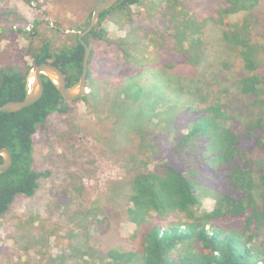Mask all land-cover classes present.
<instances>
[{
  "label": "trees",
  "instance_id": "16d2710c",
  "mask_svg": "<svg viewBox=\"0 0 264 264\" xmlns=\"http://www.w3.org/2000/svg\"><path fill=\"white\" fill-rule=\"evenodd\" d=\"M163 1L120 0L101 15L97 26L84 37L91 50L87 84L90 81L92 89L89 96L82 98L85 104L103 99L94 87L102 75L129 74L126 77L136 76L141 82L147 67H156L152 53L149 56L146 53L144 58L140 56L148 49L149 34L142 35L134 44L129 38L119 40L129 45L130 52L123 54L128 65L122 68L110 64L108 74L98 68L101 58L94 47L96 43H109L122 49L124 43L117 44L110 39V35L115 34L109 32L106 24L117 22L118 16L132 20L133 7L140 11L147 9L153 15ZM166 1L165 11L169 12L173 23V32L166 40L173 45L167 49L162 42L160 49L156 48L170 61L169 64L162 62L161 69L171 71L183 65L188 73L168 75L164 83L155 82L153 76L136 89L132 84L124 86V80H118L116 85L113 81L112 100L107 101L110 110L115 109L119 114H115L119 134L129 129L124 126L129 125L126 118L139 124L157 115L162 117L157 123L161 126L159 133L153 140L160 154L157 160H152L157 161L156 165L148 166V161L141 157L140 151L146 146H136L139 168L130 176L127 193L122 192V186L115 192L120 209L135 230L128 238L122 237L127 247L111 248L100 241L103 235L90 233L94 226L101 231L111 217L101 212L103 220H100L97 214L91 213L88 220L84 218L85 230L80 234L85 243L74 239L72 246L77 250L82 248L79 264H264V43L259 40L256 28L261 19L257 15L260 0H217L223 2L221 10L204 19H198L187 9L186 1L189 0ZM26 2L31 3L30 0ZM233 15L243 18L232 23L230 16ZM91 18L92 12L78 31L86 30ZM209 23L219 27V43L235 53L234 65L239 70L234 87L239 91L232 94L228 87L221 86L213 92L215 97L211 100L207 99L210 89L214 91L219 85L213 84V74L208 67L211 66L209 49L203 39L204 28ZM39 26L40 22H35L29 30L9 27L0 33V106L24 100L29 72L43 63L61 69L68 87L80 80L85 47L78 34L73 44L66 42L56 47L59 39H50L39 31ZM131 26L123 28L122 33L126 34ZM130 35L132 37V33ZM19 36L25 39L23 45L18 42ZM136 51L139 55L133 54ZM177 58L181 60L174 64ZM220 66L228 67L229 61L222 60ZM43 78L41 100L19 112L0 113V149L10 150L13 157L12 167L0 174V223L17 199L33 197L40 180L49 176L48 171L39 172L34 168L35 136L53 113L63 114L70 110L69 102L62 98L55 85ZM165 86L179 97H187L192 106L187 102L171 105L168 98L158 99L161 93L153 98L156 89ZM246 100L248 103L243 111L240 103ZM174 106L192 110V114H186L190 120L182 126L171 127L177 118L173 114ZM256 113L260 116L248 117L238 126L241 117ZM105 115L107 113L99 118ZM166 115L174 118L165 119ZM95 116L92 112L94 120ZM120 116L126 122L123 126ZM179 121L183 123L182 118ZM182 127H187L186 131L182 132ZM110 137L114 144L116 139ZM149 143L151 145L152 140ZM0 162H3L2 157ZM209 198L211 204L205 207V200ZM29 229L34 226L24 230L23 241L36 243L32 236L25 235ZM99 254L104 256L102 262L95 258Z\"/></svg>",
  "mask_w": 264,
  "mask_h": 264
},
{
  "label": "rangeland",
  "instance_id": "374dc122",
  "mask_svg": "<svg viewBox=\"0 0 264 264\" xmlns=\"http://www.w3.org/2000/svg\"><path fill=\"white\" fill-rule=\"evenodd\" d=\"M30 1L31 3L26 2V0H0V33L9 27L29 30L35 22H40V32H44L50 39H59L56 47H61L66 42L73 44L74 36L80 32L78 31L79 27L87 23L91 12L93 15L100 3V0ZM167 3L166 0L161 2L159 11L153 15H150L152 13H148L147 9L140 11L133 7L131 10L133 13L132 20L128 21L126 16H118L117 22L109 21L106 24L109 32L115 34H111L110 39L117 44H123L124 42L119 40L127 38L134 44L136 41H140L142 35L149 34L148 49L140 56L144 58L146 53L147 56L152 53L151 57L156 61L158 68L147 67L141 82L136 76L126 77L129 74H123L119 77L113 73L102 75L94 85L99 92V98H103L102 100L91 102L90 105L89 103L85 104L82 99L69 102V111L63 114L53 113L48 118L47 123L39 129L34 142V168L39 172L48 171L49 176L40 180V187L33 197L17 199L12 210L1 221L0 264H79L82 248L77 250L72 246V241L78 239L83 244L84 239L80 236V234H84L83 229L85 230L83 220L84 218L87 219L91 213L97 214L100 220H103V215H100L101 212L111 217L101 231H98V228L94 226L90 231L92 235H103L100 241L106 242L111 248L127 247L123 238H128L135 230V226L125 218L115 192L119 186H122V192L127 193L130 176L139 168L136 146H146L140 151L141 157L148 161V166L156 165L155 162L157 161L152 162V160H157L156 157L160 154L158 152L159 146L153 143V140L159 133L161 126H157V123L162 117L159 118L157 115L155 118L146 119V122L139 124H135L132 118H126V122L129 124L127 125L120 116V125L123 126L125 123V128L129 127V129L128 132L122 131L119 134V122L116 118V115L119 114L115 109L110 110L107 101L112 100L110 94L114 89L113 84H111L113 81L116 85L119 81L124 80V86L132 84L136 89L139 85H144L153 76L155 82L160 80V83H164L168 75L171 77L183 72L188 73V68L183 65L171 71L161 69L162 62L169 64L170 61L159 54L156 48H159V43L162 42L167 49L173 45L169 40H166V37L173 32L171 16L169 12L165 11ZM221 3L223 4L222 1L217 0L186 1L187 9L195 14L198 19L216 14L218 9L221 10ZM257 9V15L261 18L256 27L257 36L264 43V0H260ZM242 18V15H233L230 16V22H239ZM209 22L213 23L212 21ZM211 23L204 28L203 39L209 49L211 66L208 67L213 74V84L219 86H215L214 91L210 89L211 94L208 93V100L215 97L213 92L222 88L221 86L228 87L232 94L239 91L238 87L234 88L239 72L234 65L235 53L229 52L223 44L219 43L218 32L220 29ZM128 25H132L129 31L126 34L122 33L123 28ZM69 37L74 39H69ZM18 42L23 45L25 43L24 37L19 36ZM94 49L101 58L98 68L105 74H108V65L110 64L122 68L128 65L123 57L124 52H130L129 45L126 43L122 45V49L116 44L100 45L96 43ZM133 54L139 55L138 51L133 52ZM180 60L177 58L174 64ZM222 60H228L229 66H220ZM87 85L88 95L92 92L89 87L90 81ZM160 93L162 96L158 98L156 94ZM177 97L181 99L177 100ZM153 98H168L171 105L180 102H187L186 104L191 105L186 99L187 97H179L175 91L168 90L166 86L161 90L156 89ZM90 100L94 101L91 98ZM247 103V100L245 103H240L243 111ZM158 107L161 108L160 102ZM159 108H155V111H161ZM175 108L173 114L177 118L164 116L168 120L174 118L171 127L182 126L190 120L187 119V115L192 114V110L190 112L185 108ZM252 109L258 112L256 107H252ZM92 112L97 116L95 120L92 118ZM103 113H107V115L99 118ZM259 116L258 113L244 115L238 120V126L248 117ZM181 118L183 123L179 121ZM185 128L187 127H182L181 131H186ZM110 135L113 140L116 139L114 144ZM150 140H152L151 145L154 147H151ZM210 204L211 198L206 199L205 207H209ZM31 222V227L34 226V229L27 230L25 235L32 236L36 243L26 244L23 241V232L27 228H31ZM98 250L96 248L95 252ZM95 258L101 262L104 260L103 254L97 255Z\"/></svg>",
  "mask_w": 264,
  "mask_h": 264
},
{
  "label": "water",
  "instance_id": "95a60500",
  "mask_svg": "<svg viewBox=\"0 0 264 264\" xmlns=\"http://www.w3.org/2000/svg\"><path fill=\"white\" fill-rule=\"evenodd\" d=\"M120 0H104L93 12L90 24L86 30L78 33L79 41L85 47L83 58L82 74L77 84L72 87L67 86L66 76L61 69L49 63H43L34 66L27 76V95L22 101H12L0 106V113L3 112H19L36 104L41 100L44 93V78L49 79L60 92L62 98L67 102L80 100L87 95L88 90V70L91 58V50L88 44L84 41V37L88 35L97 26L101 15L107 10L113 8ZM0 157L3 162H0V174L8 171L13 165L12 153L8 149H0Z\"/></svg>",
  "mask_w": 264,
  "mask_h": 264
}]
</instances>
